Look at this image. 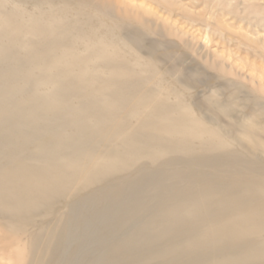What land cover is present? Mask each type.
<instances>
[{
	"label": "bare ground",
	"instance_id": "6f19581e",
	"mask_svg": "<svg viewBox=\"0 0 264 264\" xmlns=\"http://www.w3.org/2000/svg\"><path fill=\"white\" fill-rule=\"evenodd\" d=\"M176 3L0 0V252L10 264H76L78 205L108 200L100 216L116 221L98 235L115 241L82 264H264V86L251 85L243 106L231 90L196 100L204 62L228 82L235 71L166 22L200 21L208 39L211 3L255 28L264 0H203V16ZM261 40L238 49L264 56ZM176 42L200 68L175 59Z\"/></svg>",
	"mask_w": 264,
	"mask_h": 264
},
{
	"label": "rangeland",
	"instance_id": "374dc122",
	"mask_svg": "<svg viewBox=\"0 0 264 264\" xmlns=\"http://www.w3.org/2000/svg\"><path fill=\"white\" fill-rule=\"evenodd\" d=\"M131 1V0H125ZM170 2H176V5L182 9L189 11L192 15L207 14L208 8L203 5V0H168ZM215 3V2H214ZM134 4L136 2L134 1ZM211 10L215 13V18L210 19L214 22L212 28L217 30L214 35H212L208 39H203L200 31V25H203L202 22L198 21V23H192L193 25H185L174 23L171 20H168V24L175 29L179 34H184L186 39L189 42L194 43L196 47H200L202 53L208 55L211 61H216L221 63V65H227L230 69H233L235 75L226 76L230 78V82L223 80L222 73L218 71V69L210 68L206 62H204V81H193L194 89L191 90V95L193 98L200 99L202 95H208L212 91L217 90L220 95V101H223L229 94L230 90L236 92L239 104L241 106L244 105V97L250 91V88L253 87L251 85L254 84V87H260V85L264 86V56L253 57L238 49V42H246L248 40H253L259 42L261 39L264 40V26H256L255 28H251L245 25L243 22H236L232 14H222L220 9H217L215 5ZM210 11V10H209ZM208 18V15H206ZM204 15V19L206 18ZM162 21V20H160ZM257 30V31H256ZM188 37V38H187ZM261 40V41H262ZM264 42V41H263ZM175 45L173 50V54L175 55V59L180 58L183 62V66L188 69H196L201 67V59L196 58L192 54L183 51L180 47L179 42ZM160 50V51H159ZM162 48L158 47L157 55L160 59L159 62L161 65L167 64L162 55ZM178 53V54H177ZM162 56H160V55ZM184 55V56H183ZM264 55V54H263ZM259 58V59H258ZM262 59V60H261ZM162 62L164 64H162ZM253 64V65H252ZM192 68V69H191ZM224 68H226L224 66ZM220 74V75H219ZM224 75V74H223ZM221 76V77H220ZM262 76V77H261ZM239 86V87H238ZM239 88V89H238ZM27 92L30 93L31 88L28 87ZM258 95L264 96V93L258 90ZM261 93V94H260ZM239 94V95H238ZM241 95V96H240ZM242 98V100H241ZM246 105V104H245ZM248 106V105H247ZM253 105L249 107H245V109L240 108L239 112H236L235 115H238L241 111L245 114H248ZM237 148V146H236ZM259 164L264 166V157H259ZM222 167L214 170L213 172L220 173ZM155 172V171H152ZM125 180L122 181V184H125ZM98 190H89L86 193H82L77 196V201H82L84 196L88 193H94ZM112 200H108L101 204H96L90 209L85 207V204H79L77 209V214L79 215V224L78 230L81 233L83 239L81 244L84 246L82 253L80 254V259L76 264H82L84 258H87L88 253L98 250L105 246V244L115 241L116 237L105 236V238H101V235L98 233L103 229L106 225H113L116 221V214L110 213L108 215L100 216V214L108 209L112 205ZM105 204V205H104ZM104 206V207H103ZM81 207V208H80ZM106 207V208H105ZM103 208V209H101ZM63 209V207H62ZM84 209V210H83ZM41 212L44 210L41 209ZM68 209H63L64 213H67ZM92 215V217H91ZM49 215H46L44 218H48ZM109 219H108V217ZM51 217V216H50ZM98 217V218H97ZM96 220H95V219ZM34 221H37L39 217H34ZM107 221V222H106ZM86 222V223H85ZM87 224V225H86ZM82 225V227H81ZM86 225V226H85ZM82 228V231H81ZM85 228V229H84ZM38 231V227L36 224H33V228L31 231ZM130 228L127 229V231ZM115 236V235H114ZM219 236L214 237H205L204 239L196 240L192 244H201L205 242V240L217 239ZM85 239V240H84ZM189 245V244H187ZM99 247V248H98ZM186 246H184L185 248ZM211 249H204V254L209 253ZM175 256L181 255V253H175ZM10 256L9 254L7 257ZM140 256L134 258V260L139 259ZM85 262V261H84ZM0 264H10V261L7 258H3L0 252ZM152 264H161L159 261H155Z\"/></svg>",
	"mask_w": 264,
	"mask_h": 264
}]
</instances>
